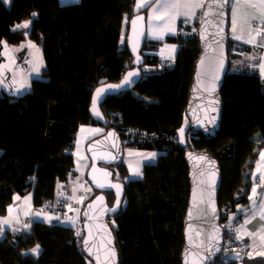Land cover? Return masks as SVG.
I'll return each instance as SVG.
<instances>
[{"label": "trees", "instance_id": "1", "mask_svg": "<svg viewBox=\"0 0 264 264\" xmlns=\"http://www.w3.org/2000/svg\"><path fill=\"white\" fill-rule=\"evenodd\" d=\"M134 5L135 0H80L66 6L58 0H9L6 6L0 0V52L3 42L18 46L32 41L44 60L42 77L32 81L30 92L16 99L0 93V221L14 195L32 193L35 209H63L58 190L69 186L73 176L78 127L97 125L88 113L92 92L119 82L131 68L123 22L134 15ZM196 26L197 19L180 22L179 33L166 39L179 43L171 69L146 53L159 44L145 42L143 76L136 88L102 105L123 147L157 153L154 163L143 164L141 180L130 178L124 161L114 169L125 188L120 213L109 218L119 264H181L189 198L187 150L210 153L218 161L221 223L237 224L240 217L231 218L235 208L247 204L264 147V80L255 65L260 52L229 38L220 130L216 139L206 140L190 129L185 116L199 56ZM179 130L183 145L177 141ZM108 201L113 202L111 194ZM12 231L0 229V264H92L82 254L83 234L69 226L35 218L18 238ZM223 253L214 264L239 263L234 249ZM246 258L240 261L249 263Z\"/></svg>", "mask_w": 264, "mask_h": 264}, {"label": "water", "instance_id": "2", "mask_svg": "<svg viewBox=\"0 0 264 264\" xmlns=\"http://www.w3.org/2000/svg\"><path fill=\"white\" fill-rule=\"evenodd\" d=\"M229 3L230 0H205L197 21L199 56L192 71L185 116L190 129L201 132L206 140L216 139L222 119L220 92L228 72ZM146 35L145 14L133 15L126 36L131 68L119 82L101 84L91 95L89 116L105 129L104 134L85 147L90 160L86 180L95 195L83 205L79 218L83 230L82 254L92 264H119L109 218L120 213L125 197L124 185L114 180L112 170L122 163L123 142L117 131L109 127L102 105L109 97L132 91L142 79L145 60L141 52ZM184 159L188 166L189 198L183 220L180 261L181 264H214L220 255L226 256L217 198L221 185L218 161L210 153L192 150L185 152ZM108 194L113 196L111 204Z\"/></svg>", "mask_w": 264, "mask_h": 264}, {"label": "crops", "instance_id": "3", "mask_svg": "<svg viewBox=\"0 0 264 264\" xmlns=\"http://www.w3.org/2000/svg\"><path fill=\"white\" fill-rule=\"evenodd\" d=\"M79 1L59 0V3L61 5H68L78 3ZM204 2L205 0H135L134 12H143L146 16V42L159 44L154 51H147L146 53L156 56L161 63L166 61L173 62L178 51V46L177 44L167 42L166 39L168 37H175L179 33L180 22L195 21L202 10ZM127 20L125 19L123 22V34ZM228 35L234 42L248 46L254 52L255 50L260 52V59L255 65L258 75L264 80V0H230ZM251 55H253L252 52ZM103 133L104 130L99 126L84 125L78 129L75 150L73 152L76 177L69 180V186H66V188L60 187L61 190L66 192L67 201L71 205V215L74 218L72 224L76 222L82 205L76 186L82 180L89 165L85 146L88 141ZM132 150L134 153L137 151L135 149ZM140 152L144 153L147 151ZM149 153L157 155L156 152ZM78 162H81L83 166L82 170L76 168V163ZM138 163L141 162L138 160ZM126 166L131 179H142L141 166H138L139 173L133 172V168H130L128 165ZM133 173H136L137 176H134ZM253 174L259 180V184L254 183L251 186L249 196L247 197V204L237 206L235 210H238V212L233 214L231 218L240 217L237 223V232L247 251L245 256L249 261L247 264H264V147L261 149L258 160L255 163ZM14 214H16L17 218L16 225L13 223ZM22 217L30 219L41 218L50 223H59L54 220L56 219L55 215H46L40 210H35L32 193L22 197L14 195L12 203L7 207V223L10 224V230H13V226L18 225L15 227L17 238L20 236L23 227L21 223ZM34 253L37 256L40 253V248H37ZM241 261L239 259V263L237 264H244Z\"/></svg>", "mask_w": 264, "mask_h": 264}, {"label": "rangeland", "instance_id": "4", "mask_svg": "<svg viewBox=\"0 0 264 264\" xmlns=\"http://www.w3.org/2000/svg\"><path fill=\"white\" fill-rule=\"evenodd\" d=\"M2 2L4 5L9 6V0H2ZM43 68L44 60L41 50L34 42L23 41L18 46H12L3 42L0 52V93L11 99H16L19 96L30 92L32 81L41 79ZM177 141L179 144L183 145L182 130L177 132ZM156 158L157 155L154 153H142L138 150L134 153L130 147H124L123 149V161L130 168H133V172L139 173L138 166L142 167L144 163H154ZM138 160L141 163H138ZM134 161H136V163H134ZM133 174L134 176H137L136 173ZM16 219V214H14L13 223L15 225ZM7 221L8 219L6 222ZM9 225V223H6L5 225L4 222L0 221V229L2 231H4L5 228L10 230ZM15 227L16 226H13L12 234H15L16 232Z\"/></svg>", "mask_w": 264, "mask_h": 264}, {"label": "bare ground", "instance_id": "5", "mask_svg": "<svg viewBox=\"0 0 264 264\" xmlns=\"http://www.w3.org/2000/svg\"><path fill=\"white\" fill-rule=\"evenodd\" d=\"M59 1V0H58ZM79 3V2H78ZM78 3H75V4H78ZM60 4V3H59ZM61 5V4H60ZM68 5H73V4H68ZM61 6H66V5H61ZM139 13H143V12H138V13H135L134 12V15H136V14H139ZM200 15V14H199ZM198 18H199V16L196 18L197 19V21H198ZM195 19V20H196ZM128 22H129V20H127V28H128ZM194 22V21H193ZM197 27V26H196ZM196 30H197V28H196ZM127 36V35H126ZM146 42V41H145ZM171 43V42H170ZM173 44H175V43H173ZM177 46H179V43H177ZM178 52V51H177ZM177 55V54H176ZM173 63H174V61L173 62H169V61H166V62H163V68L164 69H171L172 68V66H173ZM144 67V66H143ZM143 67H142V70H143ZM135 89V88H134ZM133 89V90H134ZM105 115V117H106V120H107V123H108V125H109V127H111V123L113 122V120H111L112 118H108L107 116H106V114H104ZM110 119V120H109ZM81 126H84V125H81ZM88 126H99V127H101L100 125H88ZM80 127V126H79ZM79 127H78V129H79ZM111 128H113V127H111ZM102 129L104 130V132H105V129L102 127ZM77 132H78V130H77ZM104 134V133H103ZM76 136H77V134H76ZM101 136V135H100ZM99 137V136H98ZM97 138V137H96ZM95 139V138H94ZM75 140H76V137H75ZM92 140V139H91ZM90 140V141H91ZM183 141H184V138H183ZM89 142V141H88ZM87 142V143H88ZM183 144H184V142H183ZM87 145V144H86ZM86 147V146H85ZM124 148V147H123ZM74 150H75V141H74V148H73V150H72V152H71V154H72V158H73V152H74ZM86 153V152H85ZM87 155V154H86ZM88 158V157H87ZM88 160H89V158H88ZM123 161V160H122ZM89 166H90V160H89V165H88V167H87V169H86V171H85V173H84V175H83V178H82V180L80 181V183H78V185L76 186V188H77V191H78V195L80 196V199H81V201H80V203L82 204L81 205V208H80V210H79V213H80V211H81V209L83 208V205L88 201V200H90L94 195H95V193L92 191V189H91V187H90V184L88 183V181L86 180V173H87V170H88V168H89ZM76 168L78 169V170H82V168H83V166H82V164H81V162H78V163H76ZM117 167H115V168H112V170H113V173H114V180L115 181H118V180H116L115 179V172H114V169H116ZM76 177V173H75V166H74V161H73V176L71 177V179H73V178H75ZM257 180L258 179H254V181H253V184L255 183H257ZM87 185L86 187L84 186V185ZM109 195V194H108ZM58 196L59 197H61V198H63L64 200H65V202H64V207H63V209H59V208H56V209H54V208H52V209H48V208H40V209H35V210H40V211H42L44 214H46V215H55L56 216V219H54L55 221H58L59 223H55V224H58V225H65V226H69V227H71V229L74 231V233H76L75 232V229H76V227H79L80 226V231H79V233H76V234H80V233H82L83 234V230H82V223H81V220H80V218H79V216H78V218H77V220H76V222L74 223V224H72L73 223V220H74V218L72 217V209H71V205L69 204V202L67 201V197H66V192L64 191V190H61V189H59L58 190ZM89 197H91L90 199H88ZM63 212H65L66 213V216H65V218H63L62 217V213ZM238 212V210H235L234 211V214H236ZM73 218V219H72ZM8 218H7V208H6V218H4V223H5V225H6V220H7ZM34 219H30V218H24V217H22L21 218V223H22V225H23V227H22V230L23 229H26V228H28L31 224H32V221H33ZM220 226H221V228L224 230V245H225V243H226V237H225V229H224V227H223V222L221 223V221H220Z\"/></svg>", "mask_w": 264, "mask_h": 264}, {"label": "built area", "instance_id": "6", "mask_svg": "<svg viewBox=\"0 0 264 264\" xmlns=\"http://www.w3.org/2000/svg\"><path fill=\"white\" fill-rule=\"evenodd\" d=\"M257 183L259 184V180H257ZM87 186L86 184L84 185ZM48 209H52V206H49ZM66 213H62V217L65 218ZM223 227L225 229V237H226V243L224 245V248L228 249H234L236 252L239 253V259H242L246 256V248L241 239L239 238L238 232H237V224H233L232 222H224ZM80 226L76 227L75 232L79 233Z\"/></svg>", "mask_w": 264, "mask_h": 264}]
</instances>
